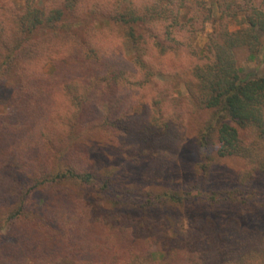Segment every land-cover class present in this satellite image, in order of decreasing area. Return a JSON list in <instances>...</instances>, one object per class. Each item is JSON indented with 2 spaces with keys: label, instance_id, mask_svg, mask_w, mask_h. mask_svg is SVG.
<instances>
[{
  "label": "rangeland",
  "instance_id": "rangeland-1",
  "mask_svg": "<svg viewBox=\"0 0 264 264\" xmlns=\"http://www.w3.org/2000/svg\"><path fill=\"white\" fill-rule=\"evenodd\" d=\"M116 1L78 0L65 20L71 28L61 29L67 39L40 30L32 43L43 45V54L32 62L19 55L22 74L3 78L0 73V264H109L99 248L110 247L113 239L105 235L112 229L106 220L131 227L133 239L145 236L139 225L146 220H179L178 232L200 234L207 246L220 232L246 245L257 236L261 254L252 255L244 246L225 261L264 264V135L256 127L240 128L218 109L188 102L201 81L194 67L213 65L211 36L242 31L249 22L231 13L243 1L189 0L172 33L174 52L161 54L149 37L145 43L152 76L134 62L133 42L122 37L110 17ZM133 1L141 10L152 0ZM24 2L0 0V27H14ZM255 2L264 12V0ZM35 3L47 8L62 0ZM161 28L152 32L163 36ZM134 30L143 38L151 33L139 26ZM260 35L256 49L237 48L244 77L264 76V30ZM33 70L29 92L37 93L30 96L23 82ZM112 76L115 81H109ZM92 80H99L101 88L98 84L97 97L84 101L87 116L79 122L73 117L78 107L71 99L72 85L90 87ZM155 98L162 99L161 110H155ZM94 114L105 126L112 118V131L93 122ZM152 116L159 118L155 126ZM223 123L236 127L239 138L237 151L224 155ZM150 130H156L153 136ZM68 171L93 179L85 183ZM107 180L112 189L163 198L144 212V201L136 205L106 196L101 187ZM90 241L96 243L93 248ZM157 248L152 245L147 254L152 264L163 258Z\"/></svg>",
  "mask_w": 264,
  "mask_h": 264
},
{
  "label": "trees",
  "instance_id": "trees-1",
  "mask_svg": "<svg viewBox=\"0 0 264 264\" xmlns=\"http://www.w3.org/2000/svg\"><path fill=\"white\" fill-rule=\"evenodd\" d=\"M77 1L62 0L60 6L54 4V6L46 8L36 6L35 0H25L22 12L14 15V27L6 28L4 25L0 27V73L3 78L15 77L20 70L21 74L23 73V66L18 60L19 55L32 62L43 54V45H39L38 42L32 43L38 37L40 30L46 32L49 29L48 33L67 39L61 29L71 28L65 20L69 17V10L75 7ZM241 1H243L242 5L239 4L233 7L231 13L233 17L242 16L243 18L241 17L240 20L244 19L249 22L246 21V27L242 31L228 32L224 30L211 36L210 47L214 58L213 65L209 64L208 66L207 63H203L194 67V77L201 81L198 86H194L196 92L195 94L192 92L191 101L188 102L194 108L218 109L219 115L222 114L224 115L223 118L231 119L240 128L256 127L260 134L264 135V76L260 78L242 76L241 70L237 66L236 55L237 48L247 46L249 49L254 50L261 43L260 31L264 30V12L256 5L255 0ZM188 3L189 0H152L151 2H145L141 10L137 8L139 5H135L133 0L127 3L117 0L114 4L115 9L110 17L116 21L122 37L133 42L135 48L134 62L139 66H144L145 75H153L150 68L152 66L144 58L145 43H147L148 37L149 41L158 48L161 54L174 52L171 44L174 40L172 33L176 31L177 26L181 23V11L187 9ZM135 26H139L143 30L148 28V32L151 31L150 35H145L143 38L144 34L142 32L136 34ZM155 27H157V30L162 27L159 32L163 33V36L152 32ZM60 51L62 52V48H60ZM89 52L92 57L97 55L93 50H89ZM34 72V70L31 71L25 77L23 83L27 84V88L24 93H34L33 95L37 93L29 92L32 91V80L36 76ZM99 80H92L90 87L88 84L84 86L72 85V92L69 91L71 99L78 107L73 113V117H76L79 122L83 121L79 118L87 116L85 102L88 99H94L98 95V92H94L93 89L101 88ZM110 80L115 81L113 76ZM29 103L32 104L33 100ZM153 103L157 108L155 110L162 109V99L155 98ZM101 110H103L102 107ZM116 111L119 114L121 113L119 108ZM106 113H109V109ZM56 116L57 114H53L52 118L56 120ZM93 116L96 118L92 120L93 122L101 127L105 126V121L100 120L97 114ZM58 119H62V117L59 116ZM157 119H159L157 116H152V125H156L155 121ZM109 120L110 123L105 127L111 132L114 121L112 118ZM115 123L118 124L117 120ZM119 125H123V121ZM49 127L46 126L47 137L51 140L52 131L48 130ZM219 130L222 154L237 151L239 147L237 128L223 123ZM150 132L153 136L156 130H150ZM68 173L73 179L80 178L85 183L93 179L91 174L82 175L74 171H68ZM52 183H55V181H52ZM101 189L106 196L116 201L128 199L136 205H143L140 201H144L146 205L140 206L144 209V212L148 210L147 208L151 204H154L155 200L163 198L161 194L153 197L145 193L136 194L133 190L112 189L109 180L102 184ZM172 197L175 198L170 196V198ZM61 220H64L62 215ZM176 221L177 224L173 220H164L159 223L146 220L139 225L140 231H146L145 236L141 238L143 232L139 235V239H133L129 235V232L132 231L131 227L124 226L123 222L114 224L106 220L105 225L110 226L112 229L105 230V235H110L113 239L110 247L99 248L104 249L109 264H152L147 254L149 248L154 244L157 245L159 251H163L161 264H227L225 258L236 257L239 249H244V246L247 247L245 251H250L252 255L262 253L263 248H258L257 236H254V239L250 238L247 242L248 246L246 243H242L244 241L234 242L232 237L220 232L218 238L214 240V245L207 246L205 237L200 234L187 237L185 233L178 232L182 228V222ZM72 235L74 233L68 234L67 232L69 238H72ZM95 245L96 243L93 244L90 241L91 248ZM67 255V253L64 254V256Z\"/></svg>",
  "mask_w": 264,
  "mask_h": 264
}]
</instances>
